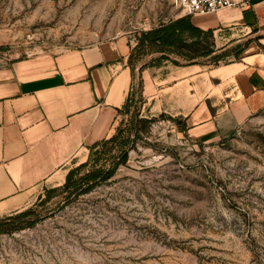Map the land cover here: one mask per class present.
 <instances>
[{"label": "rangeland", "instance_id": "1", "mask_svg": "<svg viewBox=\"0 0 264 264\" xmlns=\"http://www.w3.org/2000/svg\"><path fill=\"white\" fill-rule=\"evenodd\" d=\"M243 13L193 17L214 22L181 55L138 49L188 17L173 0H0V60H54L76 79L85 54L111 46L130 49L133 70L110 137L70 187L0 219V264H264V107L250 112L233 76L264 55V21L242 25Z\"/></svg>", "mask_w": 264, "mask_h": 264}, {"label": "crops", "instance_id": "2", "mask_svg": "<svg viewBox=\"0 0 264 264\" xmlns=\"http://www.w3.org/2000/svg\"><path fill=\"white\" fill-rule=\"evenodd\" d=\"M247 10L242 25H263L264 0H253ZM130 53L94 49L84 55L83 76L76 79L54 60H0V219L27 211L46 190L65 185L73 167L110 137L131 89ZM247 59L254 63L240 64L234 93L253 112L264 107V55Z\"/></svg>", "mask_w": 264, "mask_h": 264}, {"label": "trees", "instance_id": "3", "mask_svg": "<svg viewBox=\"0 0 264 264\" xmlns=\"http://www.w3.org/2000/svg\"><path fill=\"white\" fill-rule=\"evenodd\" d=\"M203 34L204 31L196 26L192 17H184L177 20H173L169 24L163 25L157 29L143 33L139 41L138 49H144L147 46H159L164 50L174 49L177 52H180L181 55H184V53H181L180 50L185 48L187 45V40L185 39V36L188 35L192 40L197 41L201 38ZM185 56L189 60L195 59L193 57H190L189 55H185ZM206 56H210V53L206 54ZM130 57L128 62H130ZM131 71L133 74L132 68ZM126 104L127 103H125L123 107H125ZM122 110H118L119 115L122 114ZM116 138L117 136L113 137L110 141L116 140ZM100 143L101 142L97 143L91 150L95 151ZM104 143H108V142L105 141ZM122 158L124 159L123 161H127L128 153L123 152ZM83 166L84 165H81L79 168H82ZM115 173H116V167L108 172L94 171L86 175L83 181H86L87 183L91 182L95 184L102 183L113 177ZM74 174H75V170L73 169L70 171L67 177V181L65 183L67 187H70V185L72 184Z\"/></svg>", "mask_w": 264, "mask_h": 264}, {"label": "built area", "instance_id": "4", "mask_svg": "<svg viewBox=\"0 0 264 264\" xmlns=\"http://www.w3.org/2000/svg\"><path fill=\"white\" fill-rule=\"evenodd\" d=\"M174 5L188 17H207L222 10H247L253 0H173Z\"/></svg>", "mask_w": 264, "mask_h": 264}]
</instances>
